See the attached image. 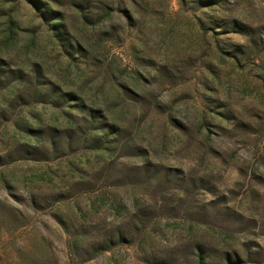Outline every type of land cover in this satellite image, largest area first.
I'll return each mask as SVG.
<instances>
[{
	"label": "rangeland",
	"instance_id": "374dc122",
	"mask_svg": "<svg viewBox=\"0 0 264 264\" xmlns=\"http://www.w3.org/2000/svg\"><path fill=\"white\" fill-rule=\"evenodd\" d=\"M0 0V264H264V0Z\"/></svg>",
	"mask_w": 264,
	"mask_h": 264
},
{
	"label": "trees",
	"instance_id": "16d2710c",
	"mask_svg": "<svg viewBox=\"0 0 264 264\" xmlns=\"http://www.w3.org/2000/svg\"><path fill=\"white\" fill-rule=\"evenodd\" d=\"M30 2L36 7L46 21L49 20L47 22H52L51 26L56 35L63 37L65 34L63 32V24L58 22L60 21L59 13L49 10V8L40 0H30Z\"/></svg>",
	"mask_w": 264,
	"mask_h": 264
}]
</instances>
